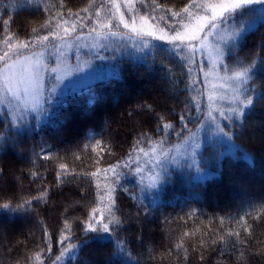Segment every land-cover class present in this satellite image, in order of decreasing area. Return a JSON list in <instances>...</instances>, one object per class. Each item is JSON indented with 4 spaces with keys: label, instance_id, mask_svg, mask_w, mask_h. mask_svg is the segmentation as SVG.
<instances>
[{
    "label": "snow or ice",
    "instance_id": "snow-or-ice-1",
    "mask_svg": "<svg viewBox=\"0 0 264 264\" xmlns=\"http://www.w3.org/2000/svg\"><path fill=\"white\" fill-rule=\"evenodd\" d=\"M113 82L120 93L96 94ZM85 94L82 120L101 103L127 107L82 134L69 108ZM258 108L264 0H0V212L30 223L32 243L16 256L7 246L0 264H148L158 225L208 215L192 206L202 192L166 199L177 181L221 179L234 191L211 195L241 194L237 210L213 213L215 229L182 227L160 264H264V195L225 169L264 158Z\"/></svg>",
    "mask_w": 264,
    "mask_h": 264
},
{
    "label": "trees",
    "instance_id": "trees-1",
    "mask_svg": "<svg viewBox=\"0 0 264 264\" xmlns=\"http://www.w3.org/2000/svg\"><path fill=\"white\" fill-rule=\"evenodd\" d=\"M22 19V18H20ZM125 84L135 88L137 87V82L135 78L126 73ZM124 85L120 82L107 83L103 86H100L96 89V94L98 96H103L104 98H110L115 94L120 93L123 90ZM90 98L89 94H85L80 96L77 100L72 102L69 111L74 110V116L77 119V122L82 126V134L86 132L89 127L94 128V130L99 131V124L103 119V116L106 112H111L112 115H117L121 110V107H127V104L124 103L121 106H117L115 104H99L94 106V110L97 114V119L95 120H82L80 119L90 110L88 105V100ZM264 119V111L261 109H257L256 115L253 117L254 122H258L259 120ZM258 126V125H257ZM257 133L258 127H256ZM50 143H53L57 147H63V144H57V139L55 136V131L51 127H47L41 133ZM35 140H39L40 136L37 135ZM29 146H31L29 144ZM122 151H127V144L122 149ZM69 163H74L76 166H81L80 161H74L71 157V153L68 154ZM43 163V162H41ZM85 163H90L85 158ZM22 165L17 162L16 167L19 168ZM226 173H234L235 175H243L246 179H250V195L252 198L259 200L261 195H264V185L259 184L262 179V174H264V158H261L259 153L256 155V166L255 168H249L247 162L243 158H238L235 160H228L225 162ZM231 186L226 183L225 179H221L211 184L208 187L200 186L196 183L191 185H185L182 181H177V184L174 189H171L169 193L166 195L167 198H171L172 194L175 193L179 196L187 195L189 191L192 192H202L205 196L204 200L201 201H193L192 206L197 208H202L208 215L207 216H199V219L194 220H175L173 219V223L167 226L158 225L156 230L152 233L154 246L157 248V259L155 261H148V264H160L159 252L164 251L165 248L163 245L170 242L171 239L175 238L179 235L182 227L184 230H191L197 227L204 228L212 227L213 229L219 227V221L214 220L213 225H207V220L209 217L213 216V213L217 215H223L224 211H232L235 212L237 210V205L244 199L241 194H236V199L232 201L228 200V196H213L212 193L222 194L227 193V191L231 190ZM25 190H27V183L25 182ZM3 200H0V203H3ZM227 205V207H226ZM181 204H178L175 209L166 208V213H171V216L175 218L176 214L180 211ZM187 210V209H185ZM199 215V214H198ZM201 220L204 222L201 224ZM31 224L26 222L23 217L20 216H9L0 212V257H4L6 255V249L9 245H16V252L12 255H20L23 253L25 246L28 248L32 247V243L30 242V233L29 228ZM227 227V225H226ZM163 229V230H162ZM259 231V230H258ZM37 237L39 233L37 232ZM264 238V237H262ZM87 257L90 259H94L95 257L91 253H86ZM175 260V257L172 258ZM182 259V257H181ZM259 258H257L258 260ZM194 261H198V254L194 256ZM167 264V261H165Z\"/></svg>",
    "mask_w": 264,
    "mask_h": 264
},
{
    "label": "rangeland",
    "instance_id": "rangeland-1",
    "mask_svg": "<svg viewBox=\"0 0 264 264\" xmlns=\"http://www.w3.org/2000/svg\"><path fill=\"white\" fill-rule=\"evenodd\" d=\"M257 127H258V126H257ZM258 131H259V127H258ZM263 170H264V169H263ZM259 184L264 185V179H262L261 182H260ZM233 191H234V190L231 189V190L227 191V193H231V192H233ZM237 194H238V193H237ZM236 196H237V195H235V196H231V195H229V196H228V200H229V201H232L233 199H236ZM0 237L2 238L1 234H0Z\"/></svg>",
    "mask_w": 264,
    "mask_h": 264
}]
</instances>
